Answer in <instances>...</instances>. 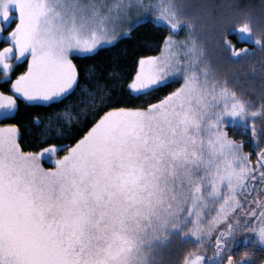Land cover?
I'll return each mask as SVG.
<instances>
[{
	"label": "snow or ice",
	"instance_id": "6c2138e0",
	"mask_svg": "<svg viewBox=\"0 0 264 264\" xmlns=\"http://www.w3.org/2000/svg\"><path fill=\"white\" fill-rule=\"evenodd\" d=\"M144 23L156 54L82 73ZM257 245L264 0H0V264H249Z\"/></svg>",
	"mask_w": 264,
	"mask_h": 264
},
{
	"label": "trees",
	"instance_id": "16d2710c",
	"mask_svg": "<svg viewBox=\"0 0 264 264\" xmlns=\"http://www.w3.org/2000/svg\"><path fill=\"white\" fill-rule=\"evenodd\" d=\"M189 2H196V0H189ZM221 2V0H217ZM252 4L258 5L261 0H247ZM183 32L180 33V35ZM166 34L163 29H160L150 23L141 24L139 27L135 28L130 36L121 39L115 47H107L100 50L99 54L93 57L83 58L78 60L81 71L92 64H99L103 62L105 64V69L116 64L120 67L122 71L130 70L134 60L140 55H150L156 54L159 51L161 37ZM228 38L232 40L237 47H243V43L238 39L237 34L231 32L228 34ZM248 47H253L251 43ZM23 69V65L20 66L19 70ZM99 70V69H98ZM111 83V81H109ZM47 111L43 108H33L29 109L28 112L23 116V120L27 121L28 116L36 113H43ZM38 129L29 125L24 130L25 138H30L34 136ZM54 142V141H50Z\"/></svg>",
	"mask_w": 264,
	"mask_h": 264
},
{
	"label": "flooded vegetation",
	"instance_id": "af4514ba",
	"mask_svg": "<svg viewBox=\"0 0 264 264\" xmlns=\"http://www.w3.org/2000/svg\"><path fill=\"white\" fill-rule=\"evenodd\" d=\"M246 150H247V146H246ZM256 249H257V256L253 261H250L249 264H260V260L264 259V246L257 245Z\"/></svg>",
	"mask_w": 264,
	"mask_h": 264
},
{
	"label": "rangeland",
	"instance_id": "374dc122",
	"mask_svg": "<svg viewBox=\"0 0 264 264\" xmlns=\"http://www.w3.org/2000/svg\"><path fill=\"white\" fill-rule=\"evenodd\" d=\"M183 35V33L181 34V36ZM46 166H51V165H46ZM242 239V238H241ZM261 246H264V245H261Z\"/></svg>",
	"mask_w": 264,
	"mask_h": 264
}]
</instances>
